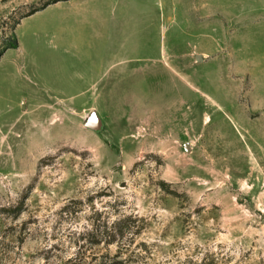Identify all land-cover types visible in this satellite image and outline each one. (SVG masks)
<instances>
[{
  "label": "rangeland",
  "instance_id": "obj_1",
  "mask_svg": "<svg viewBox=\"0 0 264 264\" xmlns=\"http://www.w3.org/2000/svg\"><path fill=\"white\" fill-rule=\"evenodd\" d=\"M54 1L0 0V264H264V0Z\"/></svg>",
  "mask_w": 264,
  "mask_h": 264
},
{
  "label": "crops",
  "instance_id": "obj_2",
  "mask_svg": "<svg viewBox=\"0 0 264 264\" xmlns=\"http://www.w3.org/2000/svg\"><path fill=\"white\" fill-rule=\"evenodd\" d=\"M110 1L111 0H67V1L60 0V1L54 2L55 5L57 6V9H58V11H56V20L59 19V21L61 23L60 24L61 32L65 31L64 20H65V18L70 17V16H68L69 15L68 10H69V8L72 5H75L76 3H78L80 5L79 6V10H78V13H79L78 16L79 17H82V16L85 17V16L91 15V19H92L93 23H106L105 22L106 18L103 15V12H104L103 10H106V2L109 3ZM102 4H103V6H102ZM49 6L47 8H45L44 10L36 11L35 13L31 14L30 16L24 18L23 23H25L27 20H30V19H33V18L39 16L42 12L46 11L47 9H49ZM110 8L111 7L109 6L108 14L111 15ZM62 10H65V12H62ZM74 11H77V10H74ZM74 11L71 12L72 17L75 16ZM139 14H140V17L143 16V14H141V12H139ZM138 27L141 28V25H139ZM47 29H48L47 27L46 28L44 27V29H42V30H47ZM18 42H19V39H18ZM135 45L137 46V44H135ZM137 47H139V46H137ZM59 49H60V47H55V51H53V52H55L56 56H57L58 53L60 54L63 51V50H59ZM64 50L66 51V53H72L73 52L70 49H64ZM6 52H7V50L5 51V53ZM119 55H112L107 64H105L103 66H99L97 68H93L90 63L87 65V64L77 63V62L74 63V61L64 60L60 66L64 70H66L65 71V76L63 78H61V79H57L56 78V80H58V81L62 82L63 84H65V83H67L66 80H68V78H70L72 76H79L81 74V72H83V73L87 72L88 75H92V78H93L92 81L94 83L96 81L95 80L96 79V74L104 73V71L107 69L106 67H108L109 64H111L112 59L113 58H117L116 56H119ZM49 81H51V80H49ZM49 81L47 80V82H44V83L46 84ZM125 81H127V82L129 81L127 77L125 78ZM35 83H37V82H35ZM35 83H34V88H37L38 85H36ZM65 87L67 88L68 86L66 85Z\"/></svg>",
  "mask_w": 264,
  "mask_h": 264
},
{
  "label": "trees",
  "instance_id": "obj_3",
  "mask_svg": "<svg viewBox=\"0 0 264 264\" xmlns=\"http://www.w3.org/2000/svg\"><path fill=\"white\" fill-rule=\"evenodd\" d=\"M57 1H60V0H55L54 2H57ZM53 2V3H54ZM37 11V10H36ZM36 11L32 12L31 14L35 13ZM30 14V15H31ZM19 47V42H18V39L15 37V40L14 42H12L11 44H9L1 53H0V57L4 54V52L8 49H11V48H18ZM119 244V242H118ZM121 244V245H120ZM119 244V247H118V252L117 254L113 257V260L110 264H130L129 261H125L124 259H121V254H122V250L123 248H126V246H129L130 244L127 243V242H121ZM124 244H125V247H124ZM128 244V245H126ZM70 264H82V260H78V258H75L74 260H72L70 262Z\"/></svg>",
  "mask_w": 264,
  "mask_h": 264
},
{
  "label": "water",
  "instance_id": "obj_4",
  "mask_svg": "<svg viewBox=\"0 0 264 264\" xmlns=\"http://www.w3.org/2000/svg\"><path fill=\"white\" fill-rule=\"evenodd\" d=\"M86 126L94 130H100L102 127V121L99 118L97 112H93L87 119Z\"/></svg>",
  "mask_w": 264,
  "mask_h": 264
}]
</instances>
